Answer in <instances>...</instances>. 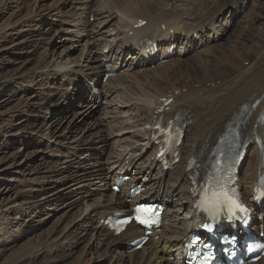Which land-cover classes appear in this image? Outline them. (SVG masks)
Here are the masks:
<instances>
[{"label": "bare ground", "instance_id": "1", "mask_svg": "<svg viewBox=\"0 0 264 264\" xmlns=\"http://www.w3.org/2000/svg\"><path fill=\"white\" fill-rule=\"evenodd\" d=\"M247 2L234 0L218 9L217 0H53L46 6L41 0H0V13L12 10L10 3L14 4L7 24L0 29V37H7L3 32L8 28L22 32L23 28L36 26L38 31L30 33L28 41H17L16 45L22 47L31 41L32 50L42 46L30 80L32 83L39 79L43 90L17 101L9 118L17 119L35 106L34 112L42 116L39 131L46 140L42 145L50 158H57L54 169H41L37 162L34 173L19 181L17 188L23 189L13 199H4L10 189L3 184L0 235L5 234L7 227L3 228V223L13 209L39 210L48 218L59 207L47 206L66 193L71 194V199L63 204L67 208L64 218L43 241L26 247V252L7 264L30 261L38 241L41 244L38 242L37 246L68 251L65 258L82 246L81 256L72 264H90L87 256L92 246L99 247L104 242L107 247L100 256L108 264H183V240L192 232L196 218L191 160L209 161L222 133L236 130L237 140L250 144L238 170L237 186L244 201L260 214L252 230H264V207L254 206L250 200L257 179L264 173V27L256 34V41L244 38L250 32L249 26H241L234 40L220 41ZM255 3L252 12L258 6ZM44 11L45 18L41 16ZM92 16L96 23L89 22ZM141 20L146 23L135 28ZM66 41L70 46L63 48L60 57L54 62L46 61L48 51ZM155 44L159 58L146 54ZM172 45L176 50L167 55ZM70 49L78 51L73 62L68 60ZM162 60L169 61L163 64ZM28 64H18L4 78L25 76L21 69ZM105 74L113 76L103 83ZM58 80L62 90L54 89ZM10 85L13 83L1 85L0 90ZM85 94L93 100L88 105L91 111L78 112L71 102L79 104ZM168 99L173 100L168 110L159 113ZM60 100L62 106L58 107ZM11 102L10 98L1 101L0 108ZM65 106L73 113L63 120ZM4 114L7 112L0 116ZM161 114L167 121L180 114L186 124L181 158L174 169L161 167L157 157L153 128L154 120ZM9 137L0 135L1 146L9 147ZM15 154L25 161L21 152ZM16 161L15 155L2 156L0 179L6 177L4 170L14 169ZM128 172L126 184L139 185L141 195H149L164 208L160 228L148 237L140 251L125 246L144 236L133 223L114 238L103 223L113 213L127 212L139 196L124 191L115 194L109 189L101 195L99 189H105L93 184L99 179L113 182ZM16 173L20 174L17 170ZM44 178L50 183H40ZM39 190L45 192L36 201L34 196ZM75 208L76 214L72 211ZM17 239L20 241V237ZM5 251L0 252L2 256ZM256 264H264V258Z\"/></svg>", "mask_w": 264, "mask_h": 264}, {"label": "rangeland", "instance_id": "2", "mask_svg": "<svg viewBox=\"0 0 264 264\" xmlns=\"http://www.w3.org/2000/svg\"><path fill=\"white\" fill-rule=\"evenodd\" d=\"M52 1L53 0H41V4L45 6L50 5ZM217 1L219 5L218 9L219 8L221 9L223 5L228 6L231 3V1H234V0H217ZM247 1L248 2L242 8L243 10L239 12V18L236 21H232V23L230 24L232 27L230 26L228 28V31L222 34L220 38V41L222 43H227V41H229L230 39L234 40L235 37L239 34V33L237 34L236 31H238L242 27H248V26H249L248 28H250V32H248L247 35L244 36V38H250L253 41L254 39L255 41L259 40L255 36L258 33L259 29L264 27V0H247ZM254 3L258 5L256 10L254 11L255 13L252 12L253 11L252 5ZM10 6L12 10L8 9L0 13V29H2L7 24L8 19L10 17L9 15L11 14V12L14 11V4L10 3ZM41 16L43 18L47 16L45 14V11L41 14ZM88 20L91 24L93 22L96 23L95 21L96 19L94 18V16L89 17ZM242 20L243 21L247 20V22H243ZM98 23L100 22L97 21V24ZM36 28H37L36 26H34V28L26 27L22 29V32L15 30V27L8 28L6 32H3L7 35V37H4V35L3 37H0V87L1 85H4L9 82L13 83V85L4 87L0 90V102L3 100L5 101L8 98L12 100L10 105L6 104V106L3 105L0 108V114L1 112H4V111L7 112V114H4V116L3 115L0 116V135L4 133L5 135L10 136L9 138L12 139V142L11 144H9L8 148L5 144H2V146L0 144V157L2 158V156H7V155L8 157H10L11 155H15L17 158V161L14 163V169L4 170L5 171L4 176L6 175V177H3L2 179H0V189L2 188L4 183L6 184V187L10 189L9 194L6 197H4L5 200H7L8 198L13 199L16 196L15 194L18 193L19 190L23 189L22 187L17 188L19 181H21L23 177H26V175H29V174L31 175L34 173V172L32 173V171L36 167L37 162L41 164V169H49V168L54 169L53 167L56 166L57 164V161H56L57 158L55 157L50 158V155H49L50 153L48 154V152L42 145L43 141L46 142V140L43 138V135L39 131V126H40V121L42 119L41 118L42 116H41V113L34 112V110L37 109L35 106L29 107L28 112H22L21 114H19L17 116V119L11 120V118H9V116L11 115L10 110L11 108L17 105V101L26 100L30 98L32 94H34L35 92L43 90V88L39 86L40 84H42L41 81H38L39 79H36L32 83L30 80L31 78L30 76L36 64L35 61L37 59V55L40 52L42 46L32 50L31 46L29 45L31 41L26 44L28 46L25 45L26 47L25 46L21 47L19 45H16L17 41H24L25 39H26L25 41H28L27 40V38L29 37L28 35H30V33L38 31V29ZM42 28L43 27H41L39 30H41ZM0 33H2L1 30H0ZM69 46L70 45L66 41V42H63L62 45L60 46L51 48L48 51L49 54L46 57V61L54 62L55 59H58L60 57V54L62 53L63 48L65 47L68 48ZM75 47H77V45H75ZM67 52H69L68 60L73 62V60L78 54V51H73L72 49H70ZM22 61L29 62V64L26 67L21 69L22 72L25 74V76L23 77L16 76L14 78H9L8 80H6L4 76L6 74H10L8 72L16 69V66L18 64L23 63ZM24 80L25 82H21ZM103 83H105V81ZM57 87L61 88L59 90H62L59 80L56 83V87H54V89H56ZM91 99L92 98L89 97V94H85L81 97L79 104H77L76 101H72L71 104H72V107L76 109L78 112L83 111L84 113H88L89 111H91L88 105H91L93 103V100ZM63 100H60V103L56 106L61 107ZM68 100H69V97L66 98V101ZM72 113L73 112H71V109L68 106H65L63 107L61 118L64 120V118L68 116V114H72ZM28 118L30 122L28 121ZM52 118L53 116H51L50 120ZM107 122L109 121L107 120ZM35 133L37 134V136H35L36 135ZM100 145L102 147V144H98L96 146H100ZM18 152H21L23 155L26 156L25 161H23L24 160L23 158H20L15 154ZM53 156L55 155L53 154ZM16 170L17 172H20V174H17ZM22 171L25 172L24 175L21 174ZM41 176L45 177L44 174H40V177ZM40 183H42L43 185H47L50 182H49V179L44 178V180L41 181ZM105 183L106 181H101V179H99V181H97L96 183H94L93 181V184L95 186H98V187L102 186L105 189V191H101V189H99L98 194L105 195L108 189L111 187L110 181L106 183V186H105ZM44 192L45 190H39L35 194L34 200L38 201ZM70 199H71V194L66 193L64 196L58 199H55L53 202H51L47 206V208L49 209L51 207H54V208L59 207V208L57 212L54 214V216H51L48 218L46 216H42L44 212H41L39 210L37 211L34 210L31 212V211H25V210L21 211L20 208L13 209V211H11L8 215L9 219L5 220V222L3 223L4 224L3 228L7 227L5 228L6 229L5 234L0 235V242H1L0 252L6 249L5 254H3V256L0 253V264H7L11 262L13 259L19 257L22 253L28 250L26 247H29L31 244H34L37 240L43 241V239L48 234V232L51 230V228L57 222L61 221L64 218L63 214L66 212L67 208L63 207V204L66 203V201H69ZM174 200H176V198ZM35 203H38V202H35ZM76 210L78 209L75 208L74 210H72L74 211V214H76ZM39 215L45 220L37 219L36 216L40 217ZM72 218L73 216L69 217V219H72ZM90 219H91V216H90ZM19 237H20V241H16L18 240L17 238ZM38 242L39 244H41L40 241ZM37 243L36 245H34L35 247H33L34 248L33 251L36 254L32 256L31 260L28 259L30 261H26L25 263H21V264H72L76 259L79 258V256H81V252H83V247L79 246V248L71 252L72 254L69 253V257H68L69 259H68V258H65L66 257L65 254L68 253V251L65 253H63L61 250L54 251L46 245H42V247L39 245L37 246ZM106 247L107 245L105 242L101 246L99 245V247L92 246L90 254L89 256H87V258L89 257L91 258L89 259L90 264H108V262L104 261V259L100 256L101 252L105 250ZM24 248H26V250H23ZM9 256H12V257L8 258ZM113 264H117V263L115 262Z\"/></svg>", "mask_w": 264, "mask_h": 264}, {"label": "snow or ice", "instance_id": "3", "mask_svg": "<svg viewBox=\"0 0 264 264\" xmlns=\"http://www.w3.org/2000/svg\"><path fill=\"white\" fill-rule=\"evenodd\" d=\"M236 206H237V207H239V205H236ZM241 210H242V209H241ZM206 227H208V228H209V230H210V227H211V226H210V225H208V226H206Z\"/></svg>", "mask_w": 264, "mask_h": 264}]
</instances>
